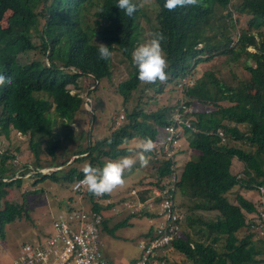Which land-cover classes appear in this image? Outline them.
<instances>
[{
	"label": "trees",
	"instance_id": "1",
	"mask_svg": "<svg viewBox=\"0 0 264 264\" xmlns=\"http://www.w3.org/2000/svg\"><path fill=\"white\" fill-rule=\"evenodd\" d=\"M154 2L158 12L157 25L152 28L164 34L167 79L179 82L198 64L217 59L215 68L206 70L201 78L208 90L216 91L223 99L211 102L207 110L184 112L183 118L190 123L185 126L189 145L197 156L179 170L173 157L153 158L151 154L149 167L154 168L156 178L149 184L145 182L148 189L141 199L150 195L151 186H161L165 178L179 170L177 204L182 214V234L173 240L171 250L181 253L191 264H264V240L248 221V214L256 212L257 204L241 191L264 185V0H211L171 12L163 8L164 0ZM115 3L116 0H0V74L12 78L11 85H0V132L8 136L14 130L31 139L43 135L56 159L63 137L55 121L60 118L69 123L88 113L80 92L93 83L85 81L83 88V79L90 77L95 84L112 77L113 55L101 60L99 44L132 60L138 42L136 12L129 17ZM8 12L7 25H3ZM245 15L249 18L240 26ZM235 29L237 39L233 36ZM133 67L129 77L118 85L125 102L141 83L138 68ZM226 68L229 72L224 74ZM152 86L157 87V82ZM157 90H163L162 86ZM39 92L50 95L53 102L46 95L38 96ZM184 94V101L180 99L176 105L149 111L138 104L127 109L122 124L108 135L90 139L86 149L73 153L66 150L57 163L50 164L65 166L63 169L45 174L38 171L37 175L74 182L83 177L86 164L102 167L106 159L130 154L129 146L124 145L129 140H155L161 129L171 124L182 101L186 107L193 105V97ZM184 108L182 105L180 110ZM220 130L225 139L218 134ZM237 160L242 166L235 173L232 166ZM19 168L14 162L10 167L0 165L2 235L5 226L26 209L24 204L3 201L7 190L22 184L21 175L29 171L26 166L17 172ZM17 173L19 177H15ZM84 196L98 213L114 208L106 200L110 194L96 197L86 191ZM127 217L116 226L128 225L132 217ZM107 223L105 217L103 225L108 230Z\"/></svg>",
	"mask_w": 264,
	"mask_h": 264
},
{
	"label": "rangeland",
	"instance_id": "2",
	"mask_svg": "<svg viewBox=\"0 0 264 264\" xmlns=\"http://www.w3.org/2000/svg\"><path fill=\"white\" fill-rule=\"evenodd\" d=\"M210 1L202 0L204 4ZM134 2L139 4L140 0H134ZM153 2L154 0H151L150 4L138 7L136 11V25L139 30L135 49L151 38V34L154 32L152 27L154 24L157 25L158 4ZM221 12L226 13V11ZM9 15L10 12L6 14L3 25H7ZM248 18L249 16L245 15L241 19L240 26L245 24ZM213 20L216 24L218 23L216 19ZM233 36L235 39L238 38L237 29H235ZM250 48L254 50L253 47ZM215 61L198 64L196 69L185 76V83L191 86H189V91H187L189 87L183 89L181 81L174 82L168 79L163 83L157 81V87H153V83H140L138 89L133 91L130 100L125 102L123 95L118 90V85L129 77V72L134 69L135 64L133 59L128 61L118 50H114L111 62V78H102L95 84L90 77L84 78L82 81L83 88L86 85L85 81L93 83L91 86L88 85L89 90L84 88L80 92L89 114L83 113V115L78 116L77 120L69 123L62 121L60 118L55 121L56 128L63 137V144L57 152L56 159L50 154L48 146H46V137L43 135H35L31 139L29 135H22L14 130L8 136L0 132V165L4 164L10 167L14 162L21 167L17 172H20L26 166L29 169L28 173L21 175L24 179L22 184H16L13 188H9L6 196L3 197L4 202L7 200L21 205L24 204L26 209L14 222L5 226L4 235L0 233V264H13V259L18 254L22 244L49 237L53 233L54 217L61 211L72 208H83L87 211L92 209L87 197L74 192L72 189L73 181L66 179L55 181L50 177L42 178L41 175H37V172L41 171L39 169L57 163L58 159L65 155L66 150L73 153L75 150L86 149L90 139L95 140L108 135L112 128L114 129L120 122L124 121L126 110H132L135 105L139 104L146 110L152 111L164 106L176 105L180 99L184 98V93H188L193 97V105L187 107L186 110L189 112L207 110L212 106L211 102L223 99L216 91L208 90L202 82L203 73L206 70L214 69ZM227 72H229V69H224V74H227ZM199 78H201L200 82L194 83ZM161 86L163 90L159 92L157 89ZM37 95H46L53 102L52 97L47 93L39 92ZM178 109L172 115L174 121L178 116ZM51 115L54 117V111H51ZM179 126H181L180 130ZM176 127L182 141H180L179 146L176 145L175 160L178 161L177 165L179 164V170H181L188 159L197 156V152L189 145L190 141L185 128L181 124L176 125ZM163 135L164 132L161 133V138ZM139 141V138H134L124 145L134 147ZM5 151H9L7 156L3 155ZM128 155H133L137 162L130 171L124 173V185L116 188L110 193V199H106L107 202L114 204V208L103 210L104 217L108 218V230L105 227L102 230L103 252L105 257L114 264H124L133 258L134 251L138 249V244L150 228L149 216L155 215L151 209L146 212L145 209H140L137 204L139 199L137 192L142 198L148 189L145 182L149 184L150 181L153 182L156 178L154 168L149 167V164L146 167L141 166L137 154ZM145 155L150 160V153ZM105 161L109 160L106 159ZM241 166L237 160L233 163L232 170L238 173ZM179 170L178 173H180ZM15 177H19V174ZM157 187L153 185L150 188L154 191ZM132 188H136L135 194H131L130 190ZM241 191L247 198L258 203V197L255 196L256 189H241ZM151 199L152 197L148 198V200ZM102 202L104 201L102 200ZM147 213L150 215L148 216ZM130 215L132 218L129 219L130 223L128 225L116 226ZM109 229L113 230L109 231ZM180 234H182V230ZM165 260L166 263L164 264H191L181 253L170 249ZM158 263L161 264L159 260Z\"/></svg>",
	"mask_w": 264,
	"mask_h": 264
},
{
	"label": "built area",
	"instance_id": "3",
	"mask_svg": "<svg viewBox=\"0 0 264 264\" xmlns=\"http://www.w3.org/2000/svg\"><path fill=\"white\" fill-rule=\"evenodd\" d=\"M183 85V83H182ZM186 107V106H184ZM185 111L186 110L185 108ZM184 113L178 111L173 123L163 129L164 135L154 140L156 148L153 151L154 158L175 159V148L180 145L178 128L176 125L189 126V121L183 118ZM179 126V130H180ZM225 139L222 130L218 132ZM177 145V146H176ZM177 167V166H176ZM83 179L78 178L72 184L74 192L84 195L86 186L80 185ZM178 172L169 178H165L152 191L151 200L139 199L137 204L140 209L154 211L155 215L149 216L152 232L143 238L135 251L137 256L128 264H164L165 260L158 258L165 255L174 239L179 237L182 230V214L177 204ZM131 194L136 193L133 188ZM257 210L251 214L249 224L264 240V185L258 188ZM135 200V199H134ZM94 211L83 208H72L61 211L53 221V233L36 242H26L18 250L13 259V264H114L111 263L103 252V217ZM150 215V214H149Z\"/></svg>",
	"mask_w": 264,
	"mask_h": 264
},
{
	"label": "clouds",
	"instance_id": "4",
	"mask_svg": "<svg viewBox=\"0 0 264 264\" xmlns=\"http://www.w3.org/2000/svg\"><path fill=\"white\" fill-rule=\"evenodd\" d=\"M150 3H151V0H140L139 4L135 3L134 0H116L115 4L122 12H124L125 15L131 17L137 11L138 7H144L145 5H148ZM201 3H202V0H164L163 8L171 12V11H174L178 7L185 8V7L199 6L201 5ZM163 40H164V34L162 32H159V31L153 32L151 34L150 39L146 40L144 43L139 45L132 52L133 63L138 68L137 79L142 84H152V83H156L157 81L163 83L168 78L167 71H166V69L168 68V60H167V57L164 53V49L162 46ZM98 54L101 60H108L113 55L109 46L103 43L99 44ZM180 81L181 83H183L182 85L183 89H186L187 87L190 86V84L185 83V79L180 80ZM5 83H7L8 85H11L12 78L5 77V75L0 74V85H4ZM182 105L184 107V103L181 104V107ZM181 107L178 109V111L181 109ZM185 108L187 109V107ZM185 108H184L183 113L185 112ZM172 123H173V118H172L171 124ZM121 124L122 122H120L116 127H119ZM182 126L185 128L184 124H182ZM165 127L161 129V133L163 132V129ZM161 133L158 136V138L161 137ZM126 142L127 141H125V143ZM155 148H156V144L154 140L151 139L150 137H147V138L140 140L134 147H129L127 151L130 154H137L140 165L146 167L149 164V159L145 154L151 152L150 156L152 154V157L154 158L153 151L155 150ZM136 162L137 160L133 158V155H125L116 160H109L105 162L102 167H94L90 164H86L82 168L83 179L80 181V185L86 186V190L90 194L96 197H101L106 194H110L116 188L124 185L125 183L124 173L126 171H130L133 168V166L136 164ZM64 167L65 166H59V167L50 166L48 168H51L52 170H60V169H63ZM41 171L43 173H50V172H45L43 170ZM151 193H152V190L150 191V195ZM256 194L258 195V189L256 191ZM257 202H258V199H257ZM254 213H251V214H254ZM100 214H102L101 216L104 219L105 217L103 213H100ZM251 214H248L249 220L252 219L250 217ZM147 215L149 216V213H147ZM103 228H104V225H103ZM151 232H152V225L150 224V228L147 231V233L151 234ZM148 236L145 235L143 238L148 237ZM102 237H103V234H102ZM171 247H172V244L169 248L170 250H171ZM164 256L166 257L167 253ZM164 263H166V261Z\"/></svg>",
	"mask_w": 264,
	"mask_h": 264
},
{
	"label": "crops",
	"instance_id": "5",
	"mask_svg": "<svg viewBox=\"0 0 264 264\" xmlns=\"http://www.w3.org/2000/svg\"><path fill=\"white\" fill-rule=\"evenodd\" d=\"M255 196H256V198L258 197V195L256 193H255ZM133 255H134L133 258H131L127 263H124V264L130 263L137 256V254H133Z\"/></svg>",
	"mask_w": 264,
	"mask_h": 264
},
{
	"label": "bare ground",
	"instance_id": "6",
	"mask_svg": "<svg viewBox=\"0 0 264 264\" xmlns=\"http://www.w3.org/2000/svg\"><path fill=\"white\" fill-rule=\"evenodd\" d=\"M41 170H43V171H45V172H49V171H51L52 169H51V168H48V167H46V168H41Z\"/></svg>",
	"mask_w": 264,
	"mask_h": 264
},
{
	"label": "water",
	"instance_id": "7",
	"mask_svg": "<svg viewBox=\"0 0 264 264\" xmlns=\"http://www.w3.org/2000/svg\"><path fill=\"white\" fill-rule=\"evenodd\" d=\"M71 161V160H70Z\"/></svg>",
	"mask_w": 264,
	"mask_h": 264
}]
</instances>
